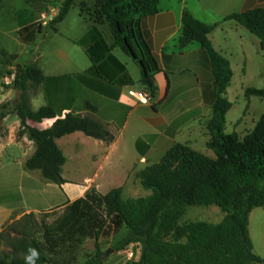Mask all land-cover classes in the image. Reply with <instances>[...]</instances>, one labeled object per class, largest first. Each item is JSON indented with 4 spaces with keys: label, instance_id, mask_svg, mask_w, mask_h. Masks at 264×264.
<instances>
[{
    "label": "crops",
    "instance_id": "obj_1",
    "mask_svg": "<svg viewBox=\"0 0 264 264\" xmlns=\"http://www.w3.org/2000/svg\"><path fill=\"white\" fill-rule=\"evenodd\" d=\"M61 1L33 5L26 0H0V32L9 30L4 26L12 17L14 31L19 33L22 46L26 47L40 37L37 56L27 61L37 63L45 75L42 84L31 92L33 109H38L33 104L37 101L39 108L53 107L57 117H64L69 112L93 115L107 124L114 139H97L82 131L57 138V144L66 155L62 167L65 182L57 184L46 179L40 169L26 167L27 160L36 151V143L26 133L18 135L21 119L10 110L0 121V233L7 226L22 221L27 214L33 213L40 224L41 215H44L49 228L46 245L50 251V264H85L98 249L104 252L113 248L128 231L123 227L110 235L103 233L102 224L107 217L102 195L116 187H123L125 199L149 195L151 190L144 194L142 187H145L137 176L141 169L159 162L176 143L188 144L202 152L199 146H207L212 137L214 106L220 95L218 76L211 54L199 41H193L185 48L179 46L185 12L205 23H218L208 38L232 70L231 81L223 93L231 103L227 115L233 110L238 111L232 132L244 127L240 134L244 136L254 128L264 113V107L257 105L263 104L264 98L248 96L246 89H264L262 43L245 26L224 19L234 13L264 7V0H160L158 11L142 19L159 65V70L154 73L157 90L150 101H140L131 93L144 90L146 86L141 81V71L140 75H135L129 62L117 53L119 47L112 52L126 65L133 84H119L113 80L112 93H105L79 79L78 76L92 66L81 42L95 23L80 13L88 26L64 33L62 25L67 21L68 13L56 24V30L49 25H40L37 22L40 11L52 6L60 8ZM87 1L89 4L95 2ZM97 26L106 41L112 44L111 31L104 28L108 24ZM50 31L66 36L67 41L57 42L59 46L52 49L53 60L42 63L46 55L42 44L52 36ZM22 55H26L23 50L12 56L16 60L4 62L0 59V65L4 67L0 72L3 84L0 104L9 102L14 95L15 85L9 87L3 79ZM88 104L97 110L92 111ZM54 121L55 118H50L28 123L48 128ZM224 217L222 211L219 221L214 223L221 222ZM189 221L192 220H180V224ZM249 231L254 253L264 259V207L251 209ZM43 234L41 229L37 236L45 241ZM3 248L4 242L0 251ZM139 256V245L130 243L105 258L101 255L100 264H131Z\"/></svg>",
    "mask_w": 264,
    "mask_h": 264
},
{
    "label": "trees",
    "instance_id": "obj_2",
    "mask_svg": "<svg viewBox=\"0 0 264 264\" xmlns=\"http://www.w3.org/2000/svg\"><path fill=\"white\" fill-rule=\"evenodd\" d=\"M36 5L48 4L50 0H26ZM77 0H62L58 15L49 23L56 30V24L69 13ZM160 0H95L89 4L83 0L81 14L92 19L95 25L86 33L82 45L92 61V66L79 79L105 93H112V81L119 84H133L134 80L123 64L112 52L122 49L139 66L141 81L150 91L152 98L157 87L154 73L159 70L152 43L142 26V19L158 11ZM87 13L88 16L86 14ZM224 20H234L248 28L262 43L264 51V7H257L234 13ZM184 28L179 36V46L187 47L199 41L212 56L218 76L220 95L214 106L215 121L212 137L207 146L214 157L196 150L184 143H176L163 158L141 169L137 176L142 185L151 190L147 196L125 199L123 187H116L102 195L107 220L103 221V233L127 228L125 237L113 245L114 250L124 249L130 243H137L140 256L131 264H252L264 262L253 251L249 231V213L253 207H264V113L254 128L241 136L227 132V112L231 103L223 96L232 78V70L226 59L212 46L208 34L218 23H205L190 12L183 16ZM108 24L113 42L106 41L104 33L97 26ZM41 25V24H40ZM6 59L12 56L1 49ZM1 62V60H0ZM110 68V72L107 69ZM42 68L35 62L20 63L17 66L14 85L20 90V100L13 111L21 119L18 135L27 134L36 143V151L27 160L28 169H40L43 176L57 184L65 179L62 167L66 155L56 139L75 131L111 141L114 135L107 124L93 115L67 113L57 117L49 105L37 110L31 105V90H36L44 81ZM246 95L264 98V89L248 87ZM9 103L0 104V121L10 111ZM92 111L97 108L88 104ZM54 119L48 128L31 126L28 122H42ZM216 204L225 213L219 223L192 220L180 224L188 206ZM20 223H23L19 225ZM43 229L45 241L37 233ZM49 228L41 215V224L33 213L22 221L7 226L0 233L8 251H0V264H50ZM102 251L88 257L85 264H100Z\"/></svg>",
    "mask_w": 264,
    "mask_h": 264
},
{
    "label": "rangeland",
    "instance_id": "obj_3",
    "mask_svg": "<svg viewBox=\"0 0 264 264\" xmlns=\"http://www.w3.org/2000/svg\"><path fill=\"white\" fill-rule=\"evenodd\" d=\"M91 2L93 0H90ZM81 13V7H80V0H77L73 7L71 8L69 14H68V19L67 21L62 25V29L64 33H69V30H79L81 29L80 27H87L88 23L84 21V19L80 16ZM88 16L87 13L84 12ZM41 11L39 13V18L37 19V22L40 24V18H41ZM79 21V23H78ZM14 22L12 21V17H10V21L8 22L7 25L4 26V28L9 29L7 32H0V49L5 48L8 52H10V56L17 55L19 54L22 50L26 52V55H22L17 62L14 61L13 63V68H17V66L20 63H27V61L31 58L33 59L35 56H37V44L40 39V37L36 40H34L32 43H29L28 46L24 47L19 43V33L14 31ZM77 27V28H76ZM105 29H109L108 26L104 27ZM110 30V29H109ZM50 34L52 35L49 38H46L42 46L46 50V55L45 57L41 60L42 63L48 62V60H53L54 54L53 52V47L59 46L57 42H65L67 41L66 36L60 35V34H55L53 31H50ZM117 53L122 55L131 65L132 71L135 73V75H140V69L138 65L134 62V60L126 55L120 48H117ZM49 53H48V52ZM16 58V57H15ZM15 58H11L10 60H16ZM0 59H6L5 56L0 52ZM9 60V61H10ZM8 61V60H6ZM19 62V63H18ZM18 63V64H17ZM4 67L0 65V72L3 70ZM9 74V70L6 72ZM3 86V84L0 81V87ZM9 87H12L13 84L8 85ZM33 92V90H31ZM20 100V90L16 88L14 90V95L12 96L11 100H9V110H13L15 105L19 102ZM35 108H39L40 103L37 101L33 102ZM257 105H261L264 107V103L262 104L259 102ZM236 115H238V111H232L230 114L227 115V122L225 125V129L227 132H232L235 130V125H234V120ZM0 129H2V126H0ZM241 130H245L244 127H238L236 131L241 134ZM200 149H202V152H204L207 155H210L212 157L215 156V153L212 149L208 148L205 144L199 146ZM142 191L144 192H150L147 188L142 187ZM142 194V193H139ZM220 216H222V210L219 206L216 204H210V205H191L188 206L187 211L183 218L181 219L182 221L185 220H207V221H213V222H218ZM214 218V219H213ZM9 248L7 245L4 244V248L2 251H8Z\"/></svg>",
    "mask_w": 264,
    "mask_h": 264
},
{
    "label": "built area",
    "instance_id": "obj_4",
    "mask_svg": "<svg viewBox=\"0 0 264 264\" xmlns=\"http://www.w3.org/2000/svg\"><path fill=\"white\" fill-rule=\"evenodd\" d=\"M59 11L60 8H58L57 6H52L42 11L40 24L44 26L49 25V23L58 15ZM16 74H17V68H12L9 71V74H7L4 77L3 79L4 84L7 86L14 84V81L16 79ZM131 93L134 94L140 101H150L152 99V95L147 88L141 91H131ZM130 255L132 257L134 256L133 251L130 252Z\"/></svg>",
    "mask_w": 264,
    "mask_h": 264
},
{
    "label": "water",
    "instance_id": "obj_5",
    "mask_svg": "<svg viewBox=\"0 0 264 264\" xmlns=\"http://www.w3.org/2000/svg\"><path fill=\"white\" fill-rule=\"evenodd\" d=\"M113 251H114L113 248H111V247L108 248L106 251L103 252L102 258H105V257L109 256V254L112 253Z\"/></svg>",
    "mask_w": 264,
    "mask_h": 264
},
{
    "label": "clouds",
    "instance_id": "obj_6",
    "mask_svg": "<svg viewBox=\"0 0 264 264\" xmlns=\"http://www.w3.org/2000/svg\"><path fill=\"white\" fill-rule=\"evenodd\" d=\"M36 255H37L36 252L33 250V251H32V256L28 258L30 264H31L32 257H35Z\"/></svg>",
    "mask_w": 264,
    "mask_h": 264
}]
</instances>
